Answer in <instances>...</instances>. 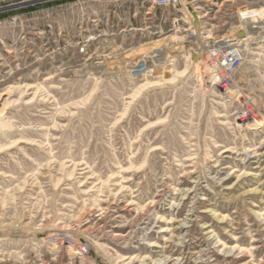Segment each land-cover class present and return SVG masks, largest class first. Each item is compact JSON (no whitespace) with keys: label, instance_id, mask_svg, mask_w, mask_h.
I'll use <instances>...</instances> for the list:
<instances>
[{"label":"rangeland","instance_id":"1","mask_svg":"<svg viewBox=\"0 0 264 264\" xmlns=\"http://www.w3.org/2000/svg\"><path fill=\"white\" fill-rule=\"evenodd\" d=\"M0 110V264H264V0H0Z\"/></svg>","mask_w":264,"mask_h":264},{"label":"built area","instance_id":"2","mask_svg":"<svg viewBox=\"0 0 264 264\" xmlns=\"http://www.w3.org/2000/svg\"><path fill=\"white\" fill-rule=\"evenodd\" d=\"M152 5L156 7L176 6L181 0H151ZM228 38H207L202 46L197 47L198 52H202L203 58H207L210 71L217 77L219 86L227 91L233 84V74L242 66L244 62L243 51L239 44ZM50 241L57 245H65L76 249L80 256L90 254V246L87 242H76L71 236L59 234L51 237Z\"/></svg>","mask_w":264,"mask_h":264},{"label":"crops","instance_id":"3","mask_svg":"<svg viewBox=\"0 0 264 264\" xmlns=\"http://www.w3.org/2000/svg\"><path fill=\"white\" fill-rule=\"evenodd\" d=\"M68 1H69V4L71 3L72 7H75L78 4L83 6L84 4L92 3V2H96L98 3L99 7H102V5H107V2H110L111 0H68ZM123 1H126V0H123Z\"/></svg>","mask_w":264,"mask_h":264},{"label":"bare ground","instance_id":"4","mask_svg":"<svg viewBox=\"0 0 264 264\" xmlns=\"http://www.w3.org/2000/svg\"><path fill=\"white\" fill-rule=\"evenodd\" d=\"M252 19V18H251ZM254 23H256V22H254ZM254 26H252V28H253ZM256 27V26H255ZM251 28V27H250ZM257 32V31H256ZM231 40H233V42L235 43V40L234 39H231ZM193 42H195V41H193ZM241 47L243 46V44H244V42H239V41H236ZM198 45H200V43L198 44V42L194 45V47H192V46H190L191 48H192V50H193V52L194 53H196V59L198 60L199 58H200V60H202L203 59V54H202V52H198L197 51V46ZM171 81V80H170ZM156 84V83H155ZM158 84V83H157ZM228 91V90H227ZM226 91V92H227ZM1 111V110H0ZM243 119H249V117H243V118H241V120H243ZM251 152H247V155L248 154H250ZM186 226V225H185ZM207 227V226H206ZM264 261V260H263Z\"/></svg>","mask_w":264,"mask_h":264}]
</instances>
